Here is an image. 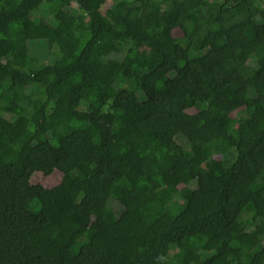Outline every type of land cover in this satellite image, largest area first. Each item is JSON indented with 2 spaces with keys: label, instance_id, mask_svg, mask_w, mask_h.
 I'll return each mask as SVG.
<instances>
[{
  "label": "trees",
  "instance_id": "16d2710c",
  "mask_svg": "<svg viewBox=\"0 0 264 264\" xmlns=\"http://www.w3.org/2000/svg\"><path fill=\"white\" fill-rule=\"evenodd\" d=\"M0 166V264H264V0H0Z\"/></svg>",
  "mask_w": 264,
  "mask_h": 264
},
{
  "label": "rangeland",
  "instance_id": "374dc122",
  "mask_svg": "<svg viewBox=\"0 0 264 264\" xmlns=\"http://www.w3.org/2000/svg\"><path fill=\"white\" fill-rule=\"evenodd\" d=\"M111 2L108 1L106 4H104L103 6V10H106L109 6H110ZM72 14H62L63 17V21L64 24L70 23L72 21H74L75 19H79L81 20V22L85 25V22L82 19V15L80 14V12L78 11V9L76 8V6H73L72 8ZM199 16L200 19L205 21L206 23V27L210 28L211 26V22L214 19V15L209 11V10H203L201 12H199ZM155 17L151 14L145 13L143 15V17L141 18V20L137 23V25L131 29V31L138 35V36H142L145 32V30L153 23ZM179 21H176L172 24L173 27H175L178 24ZM177 31V30H176ZM38 39H41V37H38ZM40 40L39 41H30V43L32 44H40ZM39 47L35 48L38 50V52L40 53V55H43L42 59L44 62L46 63H53L52 61H54V56L52 55H46V49L44 46L42 45H38ZM33 51H35L33 49ZM45 54V56H44ZM241 59L243 61H248L246 59V57H244L243 55H241ZM251 61H249L250 63ZM111 64L117 65L118 63H116L115 61H111ZM187 88V84L184 81V79L182 78H176L171 86H170V93L171 94H179L180 92L185 91ZM143 115V108H139L136 107L135 105H128L126 108H124L123 110H118L116 112V116L118 118H139ZM53 121L55 122V124L59 127V129L63 130L64 129V125L60 122L59 118L57 117H53ZM233 123V121H232ZM63 125V126H62ZM217 127H212L213 131H216ZM81 145H86V146H81L79 148H77L71 155V157L66 161L67 164V168L66 166H61L58 167L51 175H44L40 172H36L29 181H26L25 179H21V178H16L15 182H14V188L15 189H21L27 182H31L34 184H42L45 187H52L56 184H58L63 176V173L65 171H68V168H71V166L75 163L82 165L87 163L91 156V150L88 147V143L84 142ZM88 145V146H87ZM2 171V167L0 166V174ZM214 171L216 174H221L223 172L221 166L219 165V163H216L215 167H214ZM168 181H171L170 178L168 179ZM191 186H196V182L192 183ZM113 206H116L115 203H113ZM118 207H116L115 209L117 211H119L121 214L125 213L126 211L119 205L117 204ZM119 209V210H118ZM168 226V219L166 216L161 217L160 219H158L154 225H153V229H157V230H163ZM152 234V231H148L147 235L150 236ZM201 259V254H196V255H188L186 258V261H195L198 262Z\"/></svg>",
  "mask_w": 264,
  "mask_h": 264
}]
</instances>
